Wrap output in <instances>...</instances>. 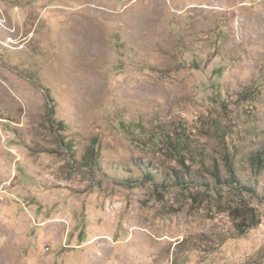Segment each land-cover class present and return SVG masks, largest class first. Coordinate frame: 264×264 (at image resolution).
<instances>
[{
	"label": "rangeland",
	"instance_id": "rangeland-1",
	"mask_svg": "<svg viewBox=\"0 0 264 264\" xmlns=\"http://www.w3.org/2000/svg\"><path fill=\"white\" fill-rule=\"evenodd\" d=\"M0 264H264V0H0Z\"/></svg>",
	"mask_w": 264,
	"mask_h": 264
},
{
	"label": "trees",
	"instance_id": "trees-1",
	"mask_svg": "<svg viewBox=\"0 0 264 264\" xmlns=\"http://www.w3.org/2000/svg\"><path fill=\"white\" fill-rule=\"evenodd\" d=\"M239 215H241V214H239ZM259 223V221L258 222H256V224H258Z\"/></svg>",
	"mask_w": 264,
	"mask_h": 264
}]
</instances>
